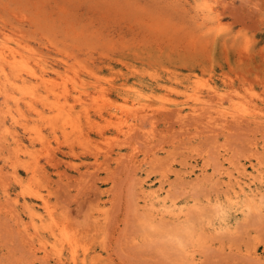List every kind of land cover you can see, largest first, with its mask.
Segmentation results:
<instances>
[{"label": "rangeland", "instance_id": "rangeland-1", "mask_svg": "<svg viewBox=\"0 0 264 264\" xmlns=\"http://www.w3.org/2000/svg\"><path fill=\"white\" fill-rule=\"evenodd\" d=\"M0 264H264V0H0Z\"/></svg>", "mask_w": 264, "mask_h": 264}, {"label": "bare ground", "instance_id": "bare-ground-1", "mask_svg": "<svg viewBox=\"0 0 264 264\" xmlns=\"http://www.w3.org/2000/svg\"><path fill=\"white\" fill-rule=\"evenodd\" d=\"M26 64V63H25ZM28 64V63H27ZM31 72H33V71H31ZM32 74H34V72L32 73ZM13 97V96H12ZM137 115H139V114H137ZM69 116V115H68ZM57 117V116H56ZM70 117V116H69ZM72 118V117H71ZM67 120V119H66ZM70 120V119H69ZM73 120V119H72ZM74 121V120H73ZM64 122H66V121H64ZM65 123H63V125H64ZM67 124V123H66ZM62 125V126H63ZM4 126V125H3ZM24 127V126H23ZM8 133V132H7ZM19 140V139H18ZM17 141V140H16ZM17 146H19V145H17ZM18 149H20V148H18ZM19 151V150H18ZM17 151V152H18ZM33 170V169H32ZM237 194V193H236ZM240 195V194H239ZM247 196V195H246ZM240 197V196H239ZM249 196H247L246 198H248ZM253 198V197H252ZM250 199V198H249ZM232 200V199H231ZM249 201V200H248ZM252 201V200H251ZM250 203V202H249ZM165 204V203H164ZM44 205H45V207H46V209H48V206H47V202H44ZM166 205V204H165ZM172 205V204H171ZM30 207V206H29ZM50 207V206H49ZM171 208H172V206H170ZM33 208L31 207V209L30 210H32ZM173 210V209H172ZM29 211V210H28ZM34 212H36V211H34ZM52 213V212H51ZM50 213V214H51ZM182 213V212H181ZM222 213V212H221ZM151 215V214H150ZM149 215V216H150ZM223 215V214H222ZM203 216V215H202ZM52 217V216H51ZM149 218H151V217H149ZM49 224V223H48ZM46 228V227H45ZM62 228V227H61ZM36 229V228H35ZM61 230V229H60ZM53 232V231H52ZM229 232V231H228ZM62 233V232H61ZM64 233H65V231H64ZM63 233V234H64ZM231 233V232H230ZM66 235L67 234H64V236L66 237ZM61 239H62V237H61ZM67 239V238H66ZM44 240V239H43ZM42 241V240H41ZM68 241V240H67ZM72 241V240H71ZM43 243V242H42ZM73 244V243H72ZM77 244V243H76ZM75 244V245H76ZM40 246V245H39ZM57 246V245H56ZM55 246V247H56ZM74 246V245H73ZM72 246V247H73ZM44 247V246H43ZM58 247V246H57ZM62 247H63V245H62ZM52 248V247H51ZM74 248V247H73ZM76 248V247H75ZM60 249V248H59ZM48 250V249H47ZM47 250H46V252H47ZM57 250V249H56ZM62 250V249H61ZM44 251H45V249H44ZM53 251V250H52ZM55 251V250H54ZM77 252V251H76ZM76 252H75V250L72 252L73 254H71L72 255V257L71 258H73V261H76V259H77V257H76ZM45 253V252H44ZM60 254V253H59ZM60 257V256H59ZM73 261H72V263H73Z\"/></svg>", "mask_w": 264, "mask_h": 264}]
</instances>
